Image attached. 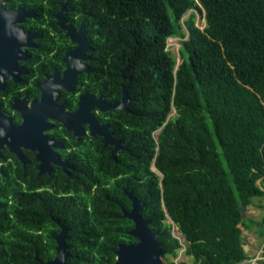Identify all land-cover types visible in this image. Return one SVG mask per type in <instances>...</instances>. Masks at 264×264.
Instances as JSON below:
<instances>
[{
  "label": "trees",
  "instance_id": "16d2710c",
  "mask_svg": "<svg viewBox=\"0 0 264 264\" xmlns=\"http://www.w3.org/2000/svg\"><path fill=\"white\" fill-rule=\"evenodd\" d=\"M68 8L89 24L96 89L120 100L123 74L133 79L130 112L110 119L128 149L112 159L93 138L70 176H38L18 160L0 167V264L52 259L60 230L52 216L69 231L66 264H115L120 244L138 241L125 190L145 199L141 214L167 264L182 249L193 264L249 259L243 227L264 237V224L242 209L264 201V0H69ZM170 38L182 42L178 67Z\"/></svg>",
  "mask_w": 264,
  "mask_h": 264
},
{
  "label": "flooded vegetation",
  "instance_id": "af4514ba",
  "mask_svg": "<svg viewBox=\"0 0 264 264\" xmlns=\"http://www.w3.org/2000/svg\"><path fill=\"white\" fill-rule=\"evenodd\" d=\"M68 3L69 0H0V132L22 126L32 111L38 118L43 117L46 99L68 116L64 121L49 117L48 129L44 121L29 122L31 126L22 130L20 143L13 145L22 157L5 143L0 148V167L18 160L25 168L34 167L38 176L61 172L70 176L79 168L78 162L91 154L93 138L97 137L112 155L114 145L105 146L104 135L112 132L117 140L111 113L123 109L103 107L120 103L123 90L120 100H109L102 89H96L90 64L93 47L89 24L83 15L68 8ZM120 151L123 150L117 151L116 158ZM45 188L48 187L37 190ZM52 219L60 228L53 234L54 259L62 227L58 219ZM66 235L67 243L68 228Z\"/></svg>",
  "mask_w": 264,
  "mask_h": 264
},
{
  "label": "water",
  "instance_id": "95a60500",
  "mask_svg": "<svg viewBox=\"0 0 264 264\" xmlns=\"http://www.w3.org/2000/svg\"><path fill=\"white\" fill-rule=\"evenodd\" d=\"M123 77L125 80H128V83L123 86L122 101L120 103H115V104L109 103L108 105L103 107L104 110L123 109L125 111H130L129 105L133 100H135V97H130L129 91H128L131 83L133 82V79L131 77L125 76L124 74H123ZM44 101H46V103H45L43 117H41L42 115H39V118H38L37 113L35 111L34 112L32 111L29 114V116L25 119V122L22 126H19V127L10 126L5 129H2V133L0 132V148H3L4 147L3 144L6 143L9 145L11 151L17 152L22 157L20 151L14 149L13 145L20 143L21 132L23 129L29 128L31 126L29 122H32V120H35V121L39 120L40 122L44 121L45 129H48L50 127V126H47L48 125L47 119L49 117H53V118H56L57 120L64 121V119L59 118L56 115L48 114L46 112L47 108L51 109L55 107V105L48 104L47 99ZM93 117H94V114H93ZM8 123L10 125L9 120H8ZM66 125L69 126L68 124ZM92 135L94 136L95 132H93ZM112 135H113L112 132H108V134L104 135V143H105V146L114 145V149L112 151L111 157L113 159H116L117 151L120 149L126 150L128 149V146L127 145L122 146L121 142L115 140ZM42 162L44 161L42 160ZM125 192L127 193L128 197L131 199L133 203V208L131 211L125 210L124 217L130 218L134 221L135 226L129 233L133 237L137 238L138 242L129 243V244H120L118 250L116 251L117 260L115 264H166L164 261V255L166 254V251H164L160 247V243L158 242V234L150 228V224L152 223V220L144 218L141 214L142 209L145 205V199L144 198L138 199L130 191L125 190ZM242 209H243V216H245V211L247 208L243 207ZM58 223L62 227L61 235L58 238V254L52 260H49L46 262L41 260V264H66V261L70 257V253L68 252V246L66 243L67 228L60 221H58Z\"/></svg>",
  "mask_w": 264,
  "mask_h": 264
},
{
  "label": "rangeland",
  "instance_id": "374dc122",
  "mask_svg": "<svg viewBox=\"0 0 264 264\" xmlns=\"http://www.w3.org/2000/svg\"><path fill=\"white\" fill-rule=\"evenodd\" d=\"M193 10L189 11L185 18H187ZM197 24L204 28L206 25V21L204 16H202L199 12H197ZM187 32V30L185 29ZM168 48H170L172 55L177 61V67L180 65L183 61L181 56V50H182V42L179 38H170L168 40ZM172 116L176 115V111L173 110ZM156 138L159 136V131L156 132ZM155 169V168H153ZM260 185L264 188V182H259ZM264 203L259 198L255 199V204L253 206H250L245 211V218H247V221L250 219L255 220L256 222H260L259 224H264V208L259 207L258 205ZM168 222L172 223L171 220H168ZM173 234L179 238L184 246L186 247L187 243L181 234V232L178 230L176 226H173ZM243 237L245 240V249L247 253L249 254V259L245 260L241 264H260V261L263 259V248H264V237H261L258 233L257 227L253 226L252 229H245L243 227ZM184 249L180 250V254L177 259H175V262L177 264H182L185 262L186 264H193V259L191 256H186L183 252ZM165 263H168L167 259H164Z\"/></svg>",
  "mask_w": 264,
  "mask_h": 264
},
{
  "label": "bare ground",
  "instance_id": "6f19581e",
  "mask_svg": "<svg viewBox=\"0 0 264 264\" xmlns=\"http://www.w3.org/2000/svg\"><path fill=\"white\" fill-rule=\"evenodd\" d=\"M46 112L48 114L56 115L57 117H61V118L65 119V120H68V116L66 114H64V113L62 114L61 111L59 109L55 108V107H53L51 109L47 108Z\"/></svg>",
  "mask_w": 264,
  "mask_h": 264
}]
</instances>
